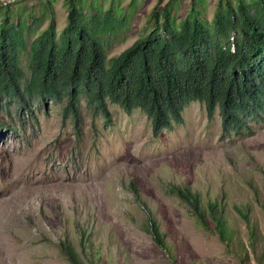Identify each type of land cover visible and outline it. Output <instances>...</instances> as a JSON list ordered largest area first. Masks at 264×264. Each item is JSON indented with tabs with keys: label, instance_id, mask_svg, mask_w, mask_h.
Wrapping results in <instances>:
<instances>
[{
	"label": "rangeland",
	"instance_id": "obj_1",
	"mask_svg": "<svg viewBox=\"0 0 264 264\" xmlns=\"http://www.w3.org/2000/svg\"><path fill=\"white\" fill-rule=\"evenodd\" d=\"M132 1L104 5L127 13ZM134 1L132 30L113 55L169 0ZM199 1L212 22L218 0ZM5 4L12 20L32 17L39 31L52 21L59 30L67 24V0H0L1 12ZM191 4L181 0L179 18ZM0 99V264H72L67 245L83 264H264L263 120L229 137L220 110L198 100L184 109L182 124L155 134L143 113L118 106L108 122H75L50 99H30L18 112L14 99ZM171 187L199 192L206 212L209 202L219 203L228 239ZM153 221L165 247L153 238Z\"/></svg>",
	"mask_w": 264,
	"mask_h": 264
},
{
	"label": "trees",
	"instance_id": "obj_2",
	"mask_svg": "<svg viewBox=\"0 0 264 264\" xmlns=\"http://www.w3.org/2000/svg\"><path fill=\"white\" fill-rule=\"evenodd\" d=\"M134 2L126 13L120 4L105 7L104 0H92L90 8L82 0H67L66 26L59 30L52 21L41 31L32 17L12 20L3 5L0 96L14 99L16 112L30 99L65 104L62 114L75 122L86 117L108 122L112 106L127 114L140 111L155 134L182 124L184 109L198 100L220 110L229 137L251 120L264 121V0H218L212 22L198 8L199 0H192L181 18V0H169L153 9L131 46L113 55L132 30ZM5 109L9 114L11 108ZM170 191L201 223L211 220L222 241L228 239L219 203L209 202L206 212L199 192ZM151 224L155 242L165 247L158 224ZM65 248L72 264H83L71 245Z\"/></svg>",
	"mask_w": 264,
	"mask_h": 264
}]
</instances>
